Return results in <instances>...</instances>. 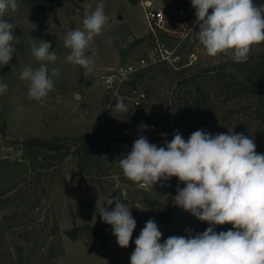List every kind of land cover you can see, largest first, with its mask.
Returning a JSON list of instances; mask_svg holds the SVG:
<instances>
[{"label": "rangeland", "instance_id": "obj_1", "mask_svg": "<svg viewBox=\"0 0 264 264\" xmlns=\"http://www.w3.org/2000/svg\"><path fill=\"white\" fill-rule=\"evenodd\" d=\"M157 2L171 9L182 6L196 17L191 0ZM18 3L16 11L9 10L4 16L16 25V53L9 65L0 67V84L8 86L0 94V264H130L135 240L149 219L162 232L161 243L173 235L187 237L185 229L193 235L205 231L210 226L207 222L174 205L178 184L184 187L175 177L147 190L125 177L118 161L131 150L113 154L100 150L89 172L82 176L75 154L61 156L27 147L24 142L41 137L65 141L74 149L93 134L111 143H117L114 137L143 135L156 138L150 141L161 147L176 132L187 141L192 134L184 132L187 123L205 119L212 121L215 135L233 128L253 139L258 98L246 95L227 100L216 87L215 78L204 73L205 67L231 61L232 56H209L202 46L198 61L191 66L150 69L125 88L136 86L138 92H145L142 104L135 106L129 101V93L134 91H120L114 98L108 95L101 74L134 57L139 42L146 37L148 21L138 0H104L107 23L89 45L87 54L94 70L87 78L80 66L67 61L70 49L64 47V38L69 31L82 29L85 11H93L99 0H58L54 10L36 11L29 9L26 0ZM41 39L55 50L58 59L49 68H59L60 76L53 77L54 89L48 96L37 101L29 99L28 84L20 74L27 66H39L31 48ZM250 53L264 59V43L253 45ZM119 97L124 98L127 113L115 110ZM249 105L252 109L247 108ZM190 108L194 109L192 113L188 112ZM142 122L148 125L147 130L141 131ZM124 149H129L127 144ZM257 153L264 154V150ZM48 154L52 157L46 158ZM108 197H119L135 213L132 216L137 225L127 248L117 244L112 227L98 214ZM104 206L109 210L115 207ZM167 211L170 220L161 222ZM56 224L59 230L52 233ZM88 224L105 227L108 241L104 247L90 250L98 243L95 235L82 233L72 240L65 233L74 225Z\"/></svg>", "mask_w": 264, "mask_h": 264}, {"label": "clouds", "instance_id": "obj_2", "mask_svg": "<svg viewBox=\"0 0 264 264\" xmlns=\"http://www.w3.org/2000/svg\"><path fill=\"white\" fill-rule=\"evenodd\" d=\"M191 5L196 15L193 24L199 29L193 31L194 36L209 56L230 54L235 63H245L252 46L264 43V4L191 0ZM104 7V0H99L93 11H85L82 29L71 30L64 38V47L70 49L67 61L80 66L85 78L94 70L87 54L89 45L107 23ZM18 8V0H0V67L9 65L16 53V25L4 16ZM31 54L39 66L25 67L20 79L28 84L29 99L39 101L54 89L53 77L60 76L59 68H49L58 57L51 43L43 39L32 44ZM7 87L0 84V94ZM115 110L128 112L123 97L118 98ZM140 129L147 130L148 125L142 122ZM118 166L125 177L145 190L177 177L184 187L178 184L174 205L210 225L195 235L185 229L187 237L173 235L161 243L162 232L149 219L135 240L130 264H264V154L257 153L254 139L233 128L216 135L201 129L187 141L176 132L170 142L158 147L140 135ZM105 204L115 207L109 210ZM98 214L112 227L117 244L127 248L137 225L131 209L119 197H108ZM225 224L232 229L214 230Z\"/></svg>", "mask_w": 264, "mask_h": 264}, {"label": "trees", "instance_id": "obj_3", "mask_svg": "<svg viewBox=\"0 0 264 264\" xmlns=\"http://www.w3.org/2000/svg\"><path fill=\"white\" fill-rule=\"evenodd\" d=\"M57 1L58 0H26L29 9L32 11L54 10L57 7ZM254 3L261 5L264 4V0H254ZM162 67L164 66H159L160 69H162ZM204 73H207L215 78L216 87L220 92L226 94L227 100H233L246 95L258 98V104L254 107V112L257 114V123L253 129L252 137L256 144V151L264 150V114L262 113L264 110V59L259 57V54L250 53L249 59L245 63H235L233 60L225 61L221 64L205 67ZM190 106L193 108L194 103H191ZM191 108L188 109V112L192 113L194 109L191 110ZM247 108L252 109L250 105L247 106ZM201 129L206 133L213 134L214 125L212 121L207 119L203 121H195L187 123V127L184 132L193 133ZM97 136L98 134H93L87 137L80 144L76 145L74 149L71 148L65 141L41 137L29 138L24 142V144L27 147L46 149L49 153H62L61 156H67L69 153L75 154L78 158L77 165L80 169V174L84 176L89 172V166L92 164L93 158L100 153V150H103L108 154L131 150L134 141L140 135L114 137L117 139V143H111L105 139H97ZM145 137H147L150 143H152V141H150L152 138L156 140L154 137ZM126 144L129 149H124ZM48 157H52V155H46V158ZM175 179L178 181L177 177H175ZM131 214H135L133 210H131ZM170 215V211H167L160 221H169ZM11 217L15 218V215ZM229 229H232V227L214 228L216 232L228 231ZM58 230L59 226L56 224L53 226L51 232L55 233ZM65 233L72 240L80 238L82 233H86L90 237H94L95 235L98 243L90 247L91 251L104 247L108 241L106 229L101 225H74L71 229L66 230Z\"/></svg>", "mask_w": 264, "mask_h": 264}, {"label": "built area", "instance_id": "obj_4", "mask_svg": "<svg viewBox=\"0 0 264 264\" xmlns=\"http://www.w3.org/2000/svg\"><path fill=\"white\" fill-rule=\"evenodd\" d=\"M142 5L149 31L140 42L137 53L126 63L115 67H109L101 78L106 86L108 95L116 97L120 91H134L129 93V101L140 106L145 99V92H138L136 86L127 88L128 83L133 82L150 69L166 66L171 69H183L198 61L202 45L194 36L193 31H198V26L193 22L188 11L177 6L175 9L161 5L157 0H138ZM194 40L193 44H189Z\"/></svg>", "mask_w": 264, "mask_h": 264}, {"label": "crops", "instance_id": "obj_5", "mask_svg": "<svg viewBox=\"0 0 264 264\" xmlns=\"http://www.w3.org/2000/svg\"><path fill=\"white\" fill-rule=\"evenodd\" d=\"M161 5H164L165 3H160Z\"/></svg>", "mask_w": 264, "mask_h": 264}]
</instances>
